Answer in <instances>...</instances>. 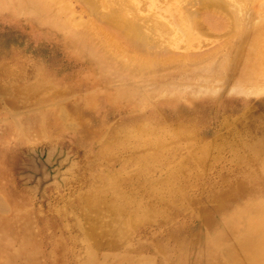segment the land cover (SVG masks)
<instances>
[{
  "label": "bare ground",
  "instance_id": "1",
  "mask_svg": "<svg viewBox=\"0 0 264 264\" xmlns=\"http://www.w3.org/2000/svg\"><path fill=\"white\" fill-rule=\"evenodd\" d=\"M56 1L0 0V94L13 111L19 105L28 107V102L49 105L50 101L54 111L56 99L65 98L76 126V145L84 149L85 158L100 157L112 168L120 165L106 171L110 177L102 184L104 193L91 194L97 188L88 183L86 194L81 192L73 201L83 209L76 217L77 226L73 224L82 236L77 247L60 254L55 243L44 240L40 246L46 255L44 264H59L57 257L65 264H187L190 250H195L191 264H264V178L257 179L255 169L238 178L224 175L200 190L194 183L180 182L189 169L183 165L188 155L180 153L181 147L202 136L210 114L226 119L249 107L253 97L264 102V5L257 2L254 8L243 6V11L225 0L183 2L187 22L181 25L182 34L203 32L214 36L215 43L201 51L188 49L189 43L184 51L174 52L168 42L141 35L118 9H110L104 17L95 15L97 5L109 0H81L94 14L87 23L79 21L81 17L64 20L85 41L82 49L72 41V33L59 25ZM16 40L30 58L17 56L22 62L13 69L8 64ZM93 40L126 84L118 92L109 87L106 73L91 56L97 44ZM35 69L34 83H10L11 78L23 80ZM138 73L145 76L140 83L132 80ZM234 75L237 80L232 82ZM180 78L202 87L183 84ZM151 82L171 85L146 96L138 92ZM130 93L146 100L125 95ZM223 142L208 140L203 148L217 149ZM252 145L264 155V133ZM12 154L8 145L0 151V176L9 173ZM199 155L198 159L205 157L202 151ZM0 189L9 198L0 196V212L8 209L0 213V242L7 255L3 264H36L23 245L24 233L17 234L29 223L25 198L9 180H0ZM214 208L208 226L193 230L199 234L196 240L180 235L187 229L184 222L168 226L180 216L200 221ZM11 240L18 242L16 248L8 247ZM48 243L50 257L45 249ZM117 248H128L129 254L116 257ZM105 249L113 252H101ZM13 255L20 260L12 262Z\"/></svg>",
  "mask_w": 264,
  "mask_h": 264
},
{
  "label": "rangeland",
  "instance_id": "2",
  "mask_svg": "<svg viewBox=\"0 0 264 264\" xmlns=\"http://www.w3.org/2000/svg\"><path fill=\"white\" fill-rule=\"evenodd\" d=\"M90 1L94 2V0ZM185 1L189 0H109L107 4L97 5L95 15L104 17L102 14H106L110 9H118L121 11L125 21L139 29L141 35L148 36L151 41L159 39L158 41L168 42L169 48L174 50V52L184 51L186 44L189 45V43L190 47L187 48L192 51L204 50L215 43L214 36L203 32L201 35V32H195L194 30L186 35L181 32L183 30L181 25L187 22L182 7L185 6L183 3ZM225 1L230 6H244L246 9L254 8L258 4L257 2L264 5V0ZM244 7L242 8L243 11L245 10ZM242 10L239 12L240 15L243 12ZM54 11L59 17V25L72 33V35L70 34L72 37H70L71 39L73 38L72 41H74L75 45L86 49L85 44H83L85 43L83 38L77 37L72 32H78V30L73 28V26L69 28L64 20L69 18L74 22V19L78 21L81 17L79 21L87 23V20L89 19V22L91 16L94 15L93 12L85 7L81 0H57L54 5ZM20 17H24V15L20 14ZM44 18H49V16ZM85 40L91 42V40ZM93 43L97 44H94L95 47L93 46L91 56L99 62L100 68L106 73L109 79V87L118 92L119 89L125 87L124 80L115 75L114 70L116 69L114 66L110 67L109 62L102 56L103 51L99 47V43L95 40H93ZM12 45L14 49L10 53L11 64H8V66H12L13 69L20 68L22 60L17 59V56H26L28 58L30 56L21 47L18 40L13 41ZM70 51H72L71 48ZM37 76L38 71L35 69L33 74L25 76L23 80L11 78L10 83L15 82L17 85L20 82H24L25 86L30 85L36 81ZM134 76L135 78L132 80H136L138 83L145 80L143 79L145 77L143 74L138 73ZM231 80L232 82L237 80V75L232 76ZM178 81H183V84L202 87L201 83H194L188 78H180ZM168 85L171 84L151 82L146 88L142 91L138 90V92L146 96V94L149 95L151 92L160 91V89H157L165 88ZM126 88L129 87L127 86ZM125 95L134 100H146L145 98L131 95V93ZM56 100L55 107L58 110H52L50 101L49 105H31L28 102V107L19 105L13 111L5 97L0 94V151H5L7 145L13 151L12 159L9 161V173H6L5 176H0V180L1 182L9 180L14 183L25 198L23 203L26 214H28L27 211L29 210V223L28 225L24 224L20 233L17 234L20 237L24 233L25 243L23 245L31 250L30 255L36 258V264L45 263L44 258L46 255L40 251V246L43 245L44 240L55 243V248L57 247V251L60 254L77 247L76 243L82 236L77 235L78 229L75 221L83 209L81 210L79 206H75L76 204L73 201L80 197L81 192H85V187L88 186V183H94L95 188H97L91 194L96 190V194L104 193L106 189L104 188L101 191L102 184L110 177V173L106 171L110 170V168L115 170L120 165V163H117L112 168L109 162L102 161L100 157L85 158L86 152L84 149L78 148L76 145V126L66 110V99L60 98ZM259 100L257 97H253L250 99L251 104L249 107H245L240 112L226 119H223L224 117L221 114L217 116L210 114L208 116L209 122L204 128L205 130L201 132L202 136H195L197 137L195 142L190 145L183 144L181 147L180 153L188 155L183 161V165L189 169L183 172L184 175H182L180 182L194 183L197 189L199 188L198 190H200L210 181H218L224 175L238 178L242 177L244 172L253 169L255 170L252 173L258 174L255 176L257 179L264 178V155H259L252 145L258 138L262 139V133H264V102ZM14 139L16 144H13L15 142ZM208 140L217 144L224 141L223 146L217 149H214L213 146L204 149L203 146ZM230 141L233 142L231 143ZM200 151L205 154L202 159H198ZM127 152L125 150L121 154ZM97 171L99 176L95 175ZM137 184L142 185L140 182H137ZM81 188L84 190H81ZM88 195L89 193L85 196L88 198ZM0 196L9 200L2 192V189H0ZM6 208H8V205ZM7 210L0 213L5 214ZM214 210L215 208L211 211L209 210L200 221L196 217L180 216L172 219L168 226L172 227L171 225L176 223V221H182V223L187 224V229L180 235L184 238H194L196 240L199 234L194 232L195 229L198 228L197 230H199L208 226V223L215 217ZM17 219L22 221L21 217ZM73 224L76 226H73ZM27 227L30 229V235H28ZM159 231L163 233L164 229H159ZM11 241L8 247L16 248L18 242L13 243V240ZM132 241V239L129 240V242ZM47 247L45 248L48 251L47 257H50L52 250L49 248V243ZM5 248L0 242V264L7 262ZM127 250L128 248H117L116 257L128 255ZM101 252L111 254L113 251L105 249ZM187 254H189L187 264H191L194 260L195 250H190ZM13 256L12 262L20 260L18 256ZM151 257L153 262H155V256ZM57 258V263L65 264L61 262L63 261L62 258ZM71 261L70 255L69 262L71 263Z\"/></svg>",
  "mask_w": 264,
  "mask_h": 264
}]
</instances>
